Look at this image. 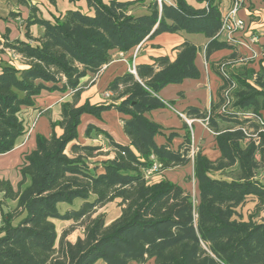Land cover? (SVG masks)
<instances>
[{
    "label": "trees",
    "instance_id": "trees-1",
    "mask_svg": "<svg viewBox=\"0 0 264 264\" xmlns=\"http://www.w3.org/2000/svg\"><path fill=\"white\" fill-rule=\"evenodd\" d=\"M134 2L87 0L89 11L69 9L53 21L37 16L32 5L27 25L44 27L36 43L0 40L26 64L0 70V154L13 150L27 134L25 110L36 106L43 91L74 92V101L62 104V118L53 124L63 133L37 136L36 148L21 167L18 189L0 179V264H264V220L256 219L264 210V182L258 177L264 166L262 62L259 70L214 68L222 85L210 110L187 109L188 117L202 119L216 133L220 151L216 160L201 150L194 156L198 202L181 185L167 179L152 182L144 175L154 162L152 155L163 170L191 160L190 130L177 150L158 145L155 136L162 127L147 113L166 106L159 96L163 88L200 77L198 45L185 41L175 60L159 56L154 63L138 65L136 74L117 76L108 86L113 93L108 103L77 105L81 80L97 76L113 50L129 51L164 32L205 35L207 59L223 49L237 55L236 45L220 38L222 0H152L149 13L141 15L129 12ZM109 109L126 116L123 128L130 143L89 125L87 133L93 128L104 133L115 151L101 161L99 171L98 164H91L104 154V146L71 143L79 137L83 114L100 117ZM235 166L229 178L215 176ZM79 199L81 206L75 209ZM116 199L118 217L108 222L104 213L94 216ZM6 200L16 201L15 207L5 211ZM250 200L256 205L245 219L239 209ZM61 203L68 206L61 210ZM60 221L83 223L84 234L68 240L73 227L59 232Z\"/></svg>",
    "mask_w": 264,
    "mask_h": 264
},
{
    "label": "crops",
    "instance_id": "crops-1",
    "mask_svg": "<svg viewBox=\"0 0 264 264\" xmlns=\"http://www.w3.org/2000/svg\"><path fill=\"white\" fill-rule=\"evenodd\" d=\"M135 1L129 8V12L135 15L149 13L152 0H123ZM242 7L238 16L246 21V28L237 30L230 34L227 30H222L220 38L231 41L236 45L235 57H232L233 50L223 49L214 52L209 59L205 55V47L209 39L198 33H187L185 31L171 33L164 32L153 38L145 40L141 45L129 51L122 52L113 50L112 59L106 63L100 73L94 78L92 74L87 75L81 80V91L77 97V105H82L89 101L93 105H100L111 101L113 93L108 90L109 84L117 77L127 72L137 70L140 64L154 63V59L159 56L167 55L172 60L177 57V47L185 41L195 43L200 47L196 63L200 70L199 78L185 79L178 84H170L159 92V96L167 102L165 107L154 109L147 113V116L158 123L162 128L161 132L155 136L158 145L169 144L171 149H179L184 142L185 135L190 130L192 138L191 160L186 165L176 166L165 169L155 175L152 182H159L162 179L170 180L185 188L194 198L199 201V186L194 175V156L196 152L202 151L212 160L220 156V151L216 143V133L212 131L207 123L199 118H191L189 124L180 113L186 114L191 106L198 107L202 111L210 110L213 97L217 95L222 85L220 77L214 68L221 67L227 72L235 73L243 67H253L259 70L260 63L264 64L262 52L264 50V0H240ZM234 0H222L221 10L225 17L233 4ZM37 7V16L54 20L56 16L62 15L69 9H81L89 11L86 0H0V40H22L36 43L41 36L44 27L35 23L27 25V20L31 13V6ZM255 31L259 34V44L249 42V34ZM233 39L240 40L246 44H238ZM4 65H12L18 68L26 66L24 58L10 48L0 45V70ZM106 92H111L107 98ZM74 101V92L43 91L36 99V106L25 110V118L31 127V131L18 138L16 146L8 153L0 154V179L11 181L15 189H18L22 180L21 167L25 157L36 148V140L39 134L50 137L53 132L57 135L63 133V128L54 123L62 118V104ZM187 115V114H186ZM264 115V111H263ZM125 115L116 109H109L102 112L100 117L91 114H83L81 123L78 127L79 137L72 144H94L103 145L104 154L92 159L91 165H99L102 170L101 161L113 157L115 151L110 144V140L104 133H99L96 128L102 129L110 134L117 142L129 144L130 138L125 133ZM186 124L188 127H186ZM89 125H93L90 133H87ZM174 136L171 137V134ZM68 152L71 153L70 147ZM191 151V152H192ZM264 155V154H263ZM260 157V156H259ZM236 169L232 167L227 171L216 172L215 176L229 178ZM258 177L264 182V166L258 172ZM190 178L189 181H187ZM191 182V186H190ZM0 197L2 195L0 194ZM115 201H120L116 199ZM16 201L6 200L4 210L14 208ZM256 202L250 200L240 207V212L246 219L248 213L255 208ZM121 209V208H120ZM120 214V213H119ZM257 220H264V210L256 217ZM17 218L14 222H17ZM67 239L74 242L67 236Z\"/></svg>",
    "mask_w": 264,
    "mask_h": 264
},
{
    "label": "built area",
    "instance_id": "built-area-1",
    "mask_svg": "<svg viewBox=\"0 0 264 264\" xmlns=\"http://www.w3.org/2000/svg\"><path fill=\"white\" fill-rule=\"evenodd\" d=\"M163 1H169V0H158L160 4H162ZM241 7H242V2L240 0H234L229 13L223 18V29L227 30L230 34H232L237 30H243L246 28V21L238 16ZM233 40L238 44H246L237 39H233ZM249 42L251 44H259L260 42L259 34L255 31H251L249 34ZM262 56L264 57V50L262 52ZM132 73L136 74V70L133 69ZM228 92L230 91H227V93ZM106 96L107 98H109L111 96V92H106ZM180 116L184 118L189 124H191V122L193 121V119L188 118V116L184 113H180ZM30 131H31V127H29L27 133H29ZM190 154L193 155L194 152L192 151ZM152 158L154 159L152 166L144 169L145 178L149 181H152L155 175L163 171V169L161 168V164L158 162L156 157L152 155ZM2 226H3V211L0 210V228Z\"/></svg>",
    "mask_w": 264,
    "mask_h": 264
},
{
    "label": "rangeland",
    "instance_id": "rangeland-1",
    "mask_svg": "<svg viewBox=\"0 0 264 264\" xmlns=\"http://www.w3.org/2000/svg\"><path fill=\"white\" fill-rule=\"evenodd\" d=\"M188 118H190V117H188ZM189 180H190V178L187 181H189ZM190 186H191V182H190ZM66 206H68V204L61 203L60 204V209L64 210ZM80 206H81V202H80V199H79V200H77L74 203V208L78 209V208H80ZM99 213H104L106 215V218H107L108 222L114 220L116 217H118V215L120 213L119 202L118 201H113V202H110L107 205L99 208L97 210V212L94 214V216L99 214ZM70 228H72V229L69 231L68 237L71 238L72 240H76L79 236L84 234L85 226L81 222H73V223L61 222V221L58 222L59 232H63L64 230L70 229ZM96 264H106V263L104 261L100 260ZM132 264H137V263H132ZM149 264H154V263H153V261H150Z\"/></svg>",
    "mask_w": 264,
    "mask_h": 264
}]
</instances>
